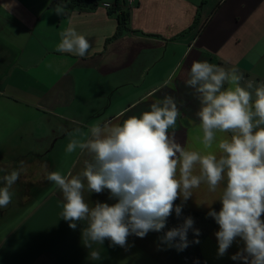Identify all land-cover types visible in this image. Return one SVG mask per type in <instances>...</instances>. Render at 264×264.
<instances>
[{
	"label": "crops",
	"instance_id": "0c3cea01",
	"mask_svg": "<svg viewBox=\"0 0 264 264\" xmlns=\"http://www.w3.org/2000/svg\"><path fill=\"white\" fill-rule=\"evenodd\" d=\"M127 1L101 0L93 9L58 15L55 9L62 6L55 0H0V124L10 126L18 111L32 116L15 117L19 122L0 137V168L23 167L10 189L11 203L0 209V224L17 214L0 230V264H186L159 232L130 235L125 247L107 239L86 247L81 232L88 222H78L73 230L61 219L63 194L47 179L53 171L50 151L57 140L83 139L92 126L122 123L165 96H172L180 110L170 134L186 150L203 151L196 116L200 104L186 85L187 73L194 61H208L226 70L237 68L244 76L241 86L264 83V0ZM122 12L126 28H118ZM68 27L89 40L84 57L56 51ZM90 160L79 150L63 174L81 173ZM223 187L214 193L205 184L193 189L183 210L195 229L209 226L196 244L205 264H243L231 259L243 241L237 238L219 256V226L206 218L208 205L220 210ZM84 198L90 207L116 202L106 191H85ZM93 251L100 253L99 260L92 259Z\"/></svg>",
	"mask_w": 264,
	"mask_h": 264
},
{
	"label": "clouds",
	"instance_id": "9594fccd",
	"mask_svg": "<svg viewBox=\"0 0 264 264\" xmlns=\"http://www.w3.org/2000/svg\"><path fill=\"white\" fill-rule=\"evenodd\" d=\"M55 11L61 15L65 9ZM60 37L56 47L60 53L84 57L91 47L72 27ZM187 76L186 85L195 90L200 104L196 116L203 151L186 150L170 134L180 116L172 96L122 123L94 125L81 134L83 139L73 138L66 147L69 154L77 149L89 154L91 160L84 170L77 175L59 171L47 175L63 194L61 219L73 230L78 222H88L81 232L88 248L106 239L125 247L130 235L144 238L164 229L173 212L180 217L193 189L205 184L214 193L223 183L220 210L208 205L206 214L219 226L215 232L218 255L223 256L239 238L243 247L231 259L264 264V83L254 87L249 81L241 86L244 76L237 68L226 70L208 61H194ZM171 81L170 76L165 84ZM22 171V166L10 172L0 168L4 173L0 176L4 185L0 187V209L11 203L10 189ZM105 190L109 199L116 200L114 204L98 201L90 207L85 201V191L99 194ZM178 199L181 204L175 203ZM193 225L194 219L185 217L179 227L161 237L162 242L183 250L188 246L189 229L200 235ZM177 237L179 243L174 244ZM91 256L100 259L98 251Z\"/></svg>",
	"mask_w": 264,
	"mask_h": 264
},
{
	"label": "rangeland",
	"instance_id": "374dc122",
	"mask_svg": "<svg viewBox=\"0 0 264 264\" xmlns=\"http://www.w3.org/2000/svg\"><path fill=\"white\" fill-rule=\"evenodd\" d=\"M31 112H23V111H18V113L15 115V113H12V116L14 117V119H10L13 122H10V126H6L5 124H0V137L4 136L8 131L11 130L12 127H14L18 122L20 118H16L15 117H22L24 116L25 119H30L32 118V116L30 115ZM5 118H8L7 116H5ZM9 120V119H7ZM81 133V132H80ZM73 138H77V139H81V137H77V136H72L70 135L69 137L65 138L66 139V143L65 144H60L59 140H57V143L53 145V147L51 148L50 151V156H51V164H52V168L53 171H59L63 174V172L66 169H69L70 167H72L73 161L77 156V153L79 151V149H77L75 152L69 154L66 152V147L67 144L73 139ZM16 149V148H15ZM7 158H5L4 160H6ZM18 181V180H17ZM52 185H54L52 183ZM106 193L109 195L108 190H105ZM16 212L11 213L10 215H8L4 220L3 223L0 224V230L4 227H6L7 225H9L10 223H12V221L17 217V214H15ZM170 219V222L172 224L173 227H179L183 221H184V217L181 215L180 217H177L174 215V212L172 213L171 216L168 217ZM194 227V225H193ZM209 228L206 227V224H202V226L200 225V235L197 237L195 236L194 232L192 229L188 230L187 233V240L193 242L195 239H198L199 241L202 240V237L205 235V233L207 232V229Z\"/></svg>",
	"mask_w": 264,
	"mask_h": 264
},
{
	"label": "trees",
	"instance_id": "16d2710c",
	"mask_svg": "<svg viewBox=\"0 0 264 264\" xmlns=\"http://www.w3.org/2000/svg\"><path fill=\"white\" fill-rule=\"evenodd\" d=\"M57 2H59L61 4V6L68 11L71 10H88V9H93L95 8L101 0H55ZM117 21H118V28L120 27H127V17L126 14L124 12H122L121 14L118 15L117 17ZM119 32H117L115 34V36H118ZM174 215L176 216L175 212ZM184 218L189 216V212H187L186 210L182 209V214H181ZM160 235L163 237L165 235V233L161 230ZM196 240V239H195ZM194 240V241H195ZM191 242L190 240L188 241V246L186 248H184L181 251H178L177 248V252L181 257V260L183 258V256L188 257V261L184 262L186 264H205L202 259L198 256L197 254V249H196V244ZM174 243V242H173Z\"/></svg>",
	"mask_w": 264,
	"mask_h": 264
},
{
	"label": "built area",
	"instance_id": "2783aa9c",
	"mask_svg": "<svg viewBox=\"0 0 264 264\" xmlns=\"http://www.w3.org/2000/svg\"><path fill=\"white\" fill-rule=\"evenodd\" d=\"M132 2H133V0H128V1H127L128 5H131ZM172 228H175V227L172 226V224H171V222H170V219L168 218L167 221H166L165 228L162 229V231H163L164 233H166L168 230H170V229H172ZM187 241H188V240H187ZM175 243H179V237L175 238V240H174V244H175ZM182 261L187 262V261H188V257L183 256Z\"/></svg>",
	"mask_w": 264,
	"mask_h": 264
}]
</instances>
